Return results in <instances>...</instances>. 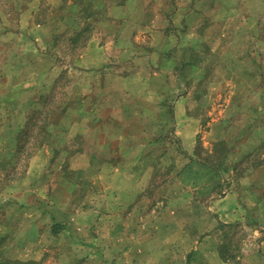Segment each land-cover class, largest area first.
I'll list each match as a JSON object with an SVG mask.
<instances>
[{
  "label": "rangeland",
  "instance_id": "rangeland-1",
  "mask_svg": "<svg viewBox=\"0 0 264 264\" xmlns=\"http://www.w3.org/2000/svg\"><path fill=\"white\" fill-rule=\"evenodd\" d=\"M127 3L142 18V27L134 28L132 36L104 33V39L121 38L109 57L111 66L82 70L76 57L88 39L107 28L116 33L124 27L125 22L110 18L108 8ZM213 3L198 0L194 11L187 10V18L181 19L172 16L173 0H0V232L10 234L0 242V254H32L17 235L19 228L1 221L27 171L35 170L44 173L38 181L43 194L70 209L100 208L106 222L100 238L99 233L86 236L92 250L109 249L132 264H212L206 256L210 250L219 251L230 264H264V224L255 215L259 200H264V135L246 131L260 100H246L225 115L228 87L213 85V96L195 98L199 111L194 113H203L197 144L208 122L222 117L225 122L224 144L213 148L212 157L210 145L202 148L198 159L176 136L168 109L175 105L176 93L209 88L206 79L214 67L204 61L215 62L220 55L207 34L219 22L210 16ZM252 5L262 15L245 17L237 58L231 50L228 55L234 62H261L263 81L264 0ZM29 10L31 15H24ZM154 10L166 17L155 21ZM127 22L130 30L135 27V20ZM8 26L30 33L12 36L3 32ZM160 48L176 52L180 63L151 66L149 82L152 90H161L159 98L136 99L127 90L109 94L102 87L110 71L116 75L133 70L125 60L128 51L156 55ZM177 67L185 85L176 80ZM144 101L153 108L149 114L141 111ZM158 102L165 106L160 109L164 114L155 111ZM118 168L135 171L142 180L123 189L119 181H107L105 175ZM227 192L235 199L216 203ZM66 235L53 240L47 255L51 259L29 264H61L59 249L69 243ZM40 252L37 247L34 254ZM5 259L7 264H25Z\"/></svg>",
  "mask_w": 264,
  "mask_h": 264
},
{
  "label": "crops",
  "instance_id": "crops-1",
  "mask_svg": "<svg viewBox=\"0 0 264 264\" xmlns=\"http://www.w3.org/2000/svg\"><path fill=\"white\" fill-rule=\"evenodd\" d=\"M200 1L201 0H199V2ZM254 1L256 0H213L214 3L210 9V16L219 19V22L216 23L215 26L209 27L207 34L208 37H211L212 39V50L214 52H220V55L219 59L215 62L204 61L205 65H209L210 68L214 67V69L209 71L210 74L208 73L209 75H207L206 79V84H208L207 86H209V88L205 87L204 90L200 92L188 89L187 91L176 93L172 96L175 105L172 104L173 106L168 107V109L171 110V115H173L172 120L174 132L188 148L189 152L191 149H194V153L196 154V156H193L194 159H198L200 153L204 152L202 148L209 145V153L211 154L210 157H212L213 148L223 145L225 141L223 138L225 127L224 117L221 119H213V121L208 122L210 127L206 129V134L200 138L203 139V141L200 145L197 144L196 141L197 133L199 131V117H201L203 113H199L198 116L194 113V111H199L195 98H200L201 96L206 98L213 96V85L220 84V86H226L229 88L227 95H224L227 101V106L224 110L225 115H229L230 111L232 114V108L237 109L238 106L246 100L249 101L259 99L260 103L257 104L256 112L253 113L251 123L249 124L250 126L246 128V131L247 133L257 132V134L264 135V80H261L262 77L260 75V68L262 67V64L261 62H248V60L234 62V60H230V56L228 55L231 50L232 52H235L234 57L237 58L236 54L240 51L239 48H237V43L242 34L241 25H244L245 17H258L259 15H262V10H254L256 9L255 6L252 5ZM173 3L172 16L178 15L182 19L187 18V10L194 11L198 0H173ZM183 4H188L187 8H185ZM128 5L129 3L124 6L114 5L108 8V15L110 18H112V20L119 19L122 23L125 22L123 23L124 27H120L121 31L116 33L111 32L112 30L107 28V30L102 33H97L96 37L94 36L91 39H88L87 45L76 57V64L79 65V67H82V70L85 71V68L92 70H98L106 67L109 68L111 66L110 62H108L109 57L115 53L116 47L121 42V38L111 37V35L115 36L117 34L118 36L124 37L125 35L132 36L135 32L134 28L138 29L142 27V18H138L135 15L136 12L131 11L133 6L130 8ZM206 11L208 10H205V12ZM153 12L154 14H152V16L155 21L158 18L166 17V13L159 14L160 12L157 10H154ZM25 13H29V16L31 15L30 10L24 11V15ZM153 18H151V20L154 23L155 21ZM129 20L133 21V23L134 20L136 22L135 27L131 30L129 27H126L128 23L127 21ZM230 21L233 25L231 28H229ZM48 23H51L50 20ZM9 29L10 27L8 26L3 30V32L6 31V34H10L12 36H14L15 33H18L19 35L30 33L22 31L24 28L17 29L15 26L10 30ZM51 31L52 32H50L49 35L51 34L50 37L53 39L52 37L56 32L54 26ZM104 33L105 35H111H109L107 39H104ZM213 33L217 35L219 34L220 36L218 37L215 35L212 37ZM230 34H232L233 37H230ZM124 37L122 38L125 39ZM150 45L152 46V43H150ZM153 45L155 44L153 43ZM131 49L132 48L126 50ZM154 54L155 52L150 53V51L145 52V54H135V52L128 51V54H125L127 55L125 60L131 64L133 70L125 74L116 75L110 71L109 75L104 76L102 79L103 86H101L106 89V92H109V94H114L115 92H119L121 90H127L130 93H135L136 95L134 97L136 99H150L153 101L154 99L159 98L161 90H159V88H157V90H152L150 86L149 81L153 79V75L149 73L151 66L160 65L159 67H163L164 64L180 62H178L179 58L176 55L177 53H174L173 51L169 53L165 49L160 48L156 52V55ZM50 62H52V60H50ZM188 65L189 64H186V66ZM147 66L148 69H146ZM176 72V80L179 85H185L184 80H182L181 71L178 67ZM158 77L165 76L158 75ZM139 88L141 90H139ZM162 94H164L163 96L168 95V93L165 94L164 92ZM169 97L170 96L167 98ZM191 99L195 100V104L194 102H191ZM149 104L150 102H143L141 111L144 114H149L153 109ZM155 108V111H160L161 114H164V112L160 109H165V106L161 105L160 102L156 103ZM240 110L241 109L237 110V113L242 114V111ZM191 111L193 112L191 113ZM221 113V115H223L222 111ZM146 122L147 124L149 123V121ZM93 129L97 130L98 128L94 127ZM102 129L104 130V128ZM245 154L242 153L244 156ZM31 159V161H33L34 157ZM27 174L22 179L20 189L16 193V200H10L9 202L13 203V207L10 205L8 209L4 208V212H7L6 215L8 216L6 218L4 215L5 218L2 217L3 221H1V223L5 226H8L9 221L14 223L15 228H19L17 229V235H22V238L26 241L23 246L28 248L32 254L26 253L25 255L22 254L18 256H3L0 254V264H7L6 260L8 259L5 258H10V260H19V262H24L25 264H29L31 260L36 261L44 258L51 259V257H47L50 252V246L53 240L62 233L65 235L67 234L66 236L69 243L62 245L59 249V259L61 264H132L127 259L123 262V258L121 256L115 254L114 251H110L109 249L107 251H102L97 249V247L96 250L95 248L92 250L89 247L91 240L86 239V236L91 235V237H93L98 234L102 223L106 222L102 219L100 208L98 206L94 205L91 207L82 205L84 208L75 207L70 209V207L68 208L62 205L58 198L54 199V197L48 194H43L39 189L38 181L44 174L42 171L40 173V171L34 170L32 172V170H29L27 171ZM105 177V179L110 183L119 181L122 189L129 188L127 185L132 183L133 180H137L138 178H140V181L142 180L141 177L138 176V173L124 168H118L116 171L106 174ZM10 189L13 191L14 187ZM230 199L234 200L235 196L234 194L232 195L227 192L226 196L216 203L222 204L224 203V200ZM69 206L71 205L69 204ZM255 215L256 219H258L260 223L264 224L263 198L259 200L256 206ZM108 224L109 222L106 223V226ZM77 230L78 236L75 234ZM7 236H10L8 230L0 232V242H2L4 237ZM98 238H100V233ZM108 244H111V241H108ZM37 247H40L41 252L39 254H34ZM207 255L212 258V264H230L221 257L219 251L217 250H210L206 253V256Z\"/></svg>",
  "mask_w": 264,
  "mask_h": 264
}]
</instances>
